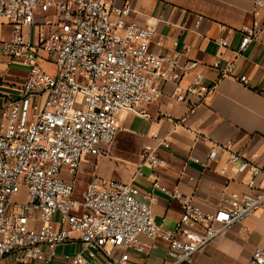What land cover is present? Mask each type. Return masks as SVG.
I'll list each match as a JSON object with an SVG mask.
<instances>
[{
    "label": "built area",
    "instance_id": "obj_1",
    "mask_svg": "<svg viewBox=\"0 0 264 264\" xmlns=\"http://www.w3.org/2000/svg\"><path fill=\"white\" fill-rule=\"evenodd\" d=\"M131 11V0L120 5L117 0H0V20L14 29L10 39L0 41V87L14 61L28 69L15 96L0 90V260L54 264L56 249L78 240L89 259L101 254L106 264H137L130 252H142L146 237L168 244L169 264H192L196 253L264 206V166L219 144L209 160L226 153L229 164L251 181L249 194L232 193L214 213L158 180L141 192L95 177L79 197L83 156L107 153L121 113L151 119L146 107L162 97L168 82L176 85L172 101L190 109L206 104L216 91L196 61H182L179 52H155V29L128 22ZM239 33L240 52L253 42L264 47V0H254L251 23ZM218 44L229 46L224 39ZM236 62L221 67L215 61L212 67L220 78L232 77ZM239 81L248 83L247 77ZM142 159L154 170L163 165L150 146L143 148ZM155 190L182 205L172 231L155 223ZM22 193L25 198L18 200ZM66 264L92 263L76 254ZM249 264H264V251L255 249Z\"/></svg>",
    "mask_w": 264,
    "mask_h": 264
},
{
    "label": "crops",
    "instance_id": "obj_2",
    "mask_svg": "<svg viewBox=\"0 0 264 264\" xmlns=\"http://www.w3.org/2000/svg\"><path fill=\"white\" fill-rule=\"evenodd\" d=\"M122 2L117 0L118 5ZM131 6L128 22L155 29L152 49L157 53L179 52L182 61H196L205 83L215 84L216 91L206 104L190 109L188 103L172 101L176 85L166 83L162 97L146 107L151 119L129 112L119 115L115 141L105 154L84 155L78 182L83 181L85 189L96 177L146 192L158 180L167 189L191 198L204 212L214 213L232 193L249 194L251 181L249 174H239L236 166L229 164L226 153L209 160L215 144L264 166V47L261 41L253 42L239 51V29L251 23L254 0H131ZM12 35L14 29L0 20V41ZM222 39L228 41V48L218 44ZM234 60L237 67L232 77L220 78L219 70L212 67L215 61L224 67ZM27 76L28 69L14 61L0 90L15 96ZM240 77H247L248 83H241ZM186 85L184 81L182 86ZM190 100L196 101L193 97ZM2 104L0 98V108ZM145 146L155 149L161 168L154 170L143 163ZM155 194V223L161 231H172L182 205L159 190ZM58 219L56 214L54 220ZM141 242L142 252H130L133 262L169 264L165 241L142 237ZM255 249L264 251V206L196 253L192 264H249ZM56 252L54 264H66V259L76 254L92 264H106L101 254L89 259L78 240L58 247ZM0 264L15 263L7 257Z\"/></svg>",
    "mask_w": 264,
    "mask_h": 264
},
{
    "label": "rangeland",
    "instance_id": "obj_3",
    "mask_svg": "<svg viewBox=\"0 0 264 264\" xmlns=\"http://www.w3.org/2000/svg\"><path fill=\"white\" fill-rule=\"evenodd\" d=\"M35 32V31H34ZM43 67H44V69H46V70H48V71H50V72H52V73H54V71L52 70V68L50 67V66H48V65H43ZM84 157V156H83ZM78 177H79V174H78ZM83 183V181L82 182H78L77 181V193H79V197H81V195H82V193L84 192V184H82ZM23 196H24V194L22 193L17 199L18 200H21V199H23Z\"/></svg>",
    "mask_w": 264,
    "mask_h": 264
}]
</instances>
